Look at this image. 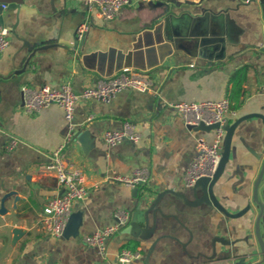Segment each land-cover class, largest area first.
<instances>
[{
	"label": "crops",
	"instance_id": "crops-1",
	"mask_svg": "<svg viewBox=\"0 0 264 264\" xmlns=\"http://www.w3.org/2000/svg\"><path fill=\"white\" fill-rule=\"evenodd\" d=\"M0 3L10 30V43L0 53V212L2 202L5 211L0 213V264H264L255 228L260 207L254 200L264 164L263 120L251 117L236 128L229 161L214 187L227 211L250 205L244 216L231 218L196 204L202 191L185 184L197 137L213 135L189 129L171 107L229 97L231 77L246 68L237 115L229 122L264 116V0H159L125 6L111 20L87 11L83 0ZM206 15L214 16L219 31H228L224 48L212 50L211 59L192 57L172 42ZM82 21L89 29L78 41ZM44 46L49 47L38 49ZM123 68L147 74L154 85L146 92L127 89L110 101L76 105L75 141L66 158L83 170L88 193L73 205L63 235L51 236L40 219L45 204L62 189L47 165L66 136L67 122L56 104L26 113L22 87L70 82L81 92ZM126 121L135 125L139 140L107 144L103 132L121 130ZM12 140L17 144L10 148ZM138 168L149 172L139 187L107 179ZM257 195L264 207V175ZM117 209L129 212L130 219L102 256L82 238L111 225ZM14 228L23 231L15 244ZM259 230L264 243V209ZM125 248H140L142 257L121 262Z\"/></svg>",
	"mask_w": 264,
	"mask_h": 264
},
{
	"label": "built area",
	"instance_id": "built-area-1",
	"mask_svg": "<svg viewBox=\"0 0 264 264\" xmlns=\"http://www.w3.org/2000/svg\"><path fill=\"white\" fill-rule=\"evenodd\" d=\"M159 0H83L84 8L91 12L96 10L104 20L113 19L125 6L154 3ZM89 29V23L82 21L76 31L78 41H82ZM10 43V30L0 23V53ZM154 85L153 79L145 73L137 72L131 68H123L116 74L98 81L95 86L84 88L75 92L70 82H64L60 87L48 85L22 87L23 108L28 114H34L53 104L64 110L67 122V133L63 142L53 151L47 169L55 173V177L62 189L60 195L51 198L44 206L40 224L42 230L51 236L61 237L71 216L73 205L84 200L88 193V186L83 170L67 161V149L75 141L76 123L75 109L78 103L96 99L110 101L118 92L127 89H136L146 92ZM264 95V91H263ZM176 114L184 121L186 126L219 124L211 131L212 139L199 136L195 142V154L189 162L184 175V182L192 187L201 177H212L217 170L221 159L225 127L230 123V117H235L237 111L231 109L229 97L220 100H205L201 102L179 101L171 104ZM90 116L88 120H92ZM103 140L109 145H115L122 140L138 141L140 134L132 122L126 121L121 130H109L102 134ZM17 140H12L10 148L16 146ZM149 172L146 168L135 169L129 175L112 174L107 176L109 181L121 182L130 187H139L147 183ZM114 221L91 234L83 235V243L96 250L100 255L107 253V243L111 237L128 223L130 214L124 209L115 210ZM142 257L140 248H125L119 253V260L128 263ZM249 263H251L249 261Z\"/></svg>",
	"mask_w": 264,
	"mask_h": 264
},
{
	"label": "water",
	"instance_id": "water-1",
	"mask_svg": "<svg viewBox=\"0 0 264 264\" xmlns=\"http://www.w3.org/2000/svg\"><path fill=\"white\" fill-rule=\"evenodd\" d=\"M2 4L0 3V23L4 24L2 15ZM214 16L209 15V19H207V15L204 17H199L198 19H194L192 23L189 24V30L187 32H184V34H180V36H173L172 42L176 46H179L182 50H184L187 54H189L192 57H200V58H206L211 59V51L216 50V52H219L222 50L227 42V36L228 31H224L223 29L219 31L216 27L219 25V23L215 24V22H212L210 18H213ZM49 46H44L43 49L47 48ZM31 50V47H29ZM32 54L30 57H32L35 53V50H32ZM29 57V58H30ZM28 63V62H27ZM251 117H259L263 120L264 124V116L261 114H249L245 115L243 117L238 118L235 122L229 123L226 127V134L224 137L223 142V149L221 153V159L218 164L217 170L213 174V176L210 177H201L196 181L194 184L193 190L195 193H197V190L200 189L202 191V196L198 198L196 204H207L210 206H213L214 208L218 209L220 212L225 214L228 217L231 218H239L244 216L250 209V205H247L245 208L240 210L237 213H231L227 211V209L221 204V202L218 200V198L215 195L214 187L216 183L220 180L222 177L226 165L229 161V156L231 153L232 148V140L235 133L236 128L245 120L251 118ZM219 124H213V125H206L204 123H200L199 125H191L188 126L189 129L197 130V131H206L210 132L215 128H218ZM264 175V164L260 171V174L256 180L255 183V191H254V200L257 202V204L260 207V214L256 220V235L260 244L261 253L263 255L264 259V243L261 239L260 230H259V221L263 214V205L258 199L257 190L259 187V183ZM6 198V197H5ZM4 201V199H3ZM1 214H4V205L2 202L1 205ZM23 231L19 228L13 229V243L15 244L17 240L22 236Z\"/></svg>",
	"mask_w": 264,
	"mask_h": 264
},
{
	"label": "trees",
	"instance_id": "trees-1",
	"mask_svg": "<svg viewBox=\"0 0 264 264\" xmlns=\"http://www.w3.org/2000/svg\"><path fill=\"white\" fill-rule=\"evenodd\" d=\"M246 72V68H242L235 72V74H233V76L231 77L232 88L229 99L231 101V109L234 111H237L239 107L242 84L246 80L247 76Z\"/></svg>",
	"mask_w": 264,
	"mask_h": 264
}]
</instances>
